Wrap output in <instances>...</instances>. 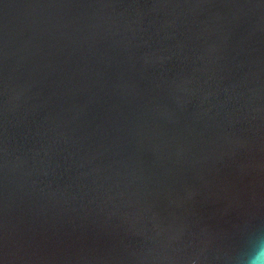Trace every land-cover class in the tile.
<instances>
[{"label":"water","instance_id":"1","mask_svg":"<svg viewBox=\"0 0 264 264\" xmlns=\"http://www.w3.org/2000/svg\"><path fill=\"white\" fill-rule=\"evenodd\" d=\"M257 243L264 0H0V264Z\"/></svg>","mask_w":264,"mask_h":264},{"label":"clouds","instance_id":"2","mask_svg":"<svg viewBox=\"0 0 264 264\" xmlns=\"http://www.w3.org/2000/svg\"><path fill=\"white\" fill-rule=\"evenodd\" d=\"M246 264H264V247L257 243L256 247L246 257Z\"/></svg>","mask_w":264,"mask_h":264}]
</instances>
